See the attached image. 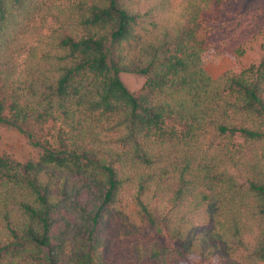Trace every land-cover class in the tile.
<instances>
[{
	"label": "trees",
	"instance_id": "1",
	"mask_svg": "<svg viewBox=\"0 0 264 264\" xmlns=\"http://www.w3.org/2000/svg\"><path fill=\"white\" fill-rule=\"evenodd\" d=\"M242 1L0 0V264L264 262V30L213 40Z\"/></svg>",
	"mask_w": 264,
	"mask_h": 264
},
{
	"label": "rangeland",
	"instance_id": "2",
	"mask_svg": "<svg viewBox=\"0 0 264 264\" xmlns=\"http://www.w3.org/2000/svg\"><path fill=\"white\" fill-rule=\"evenodd\" d=\"M180 1L174 0V5H178ZM239 5L232 16L220 19L221 23L231 24L232 28L229 32L228 30L225 31L221 37H219L220 33H217L213 40L217 39L219 44H226V46L232 47L236 44L253 45L258 43V30H264V0H243ZM250 53L253 55L251 57L257 56L255 51H250ZM232 65L233 62L227 55L219 54L205 63V69L211 76L216 77L228 70ZM120 76L131 90L138 89L143 81L142 78L131 73L123 72ZM8 136L11 135H7L5 129H0V140L4 141ZM16 150L19 151L20 149ZM180 264H217V260L215 257L204 259L191 256L180 262ZM260 264H264V262Z\"/></svg>",
	"mask_w": 264,
	"mask_h": 264
}]
</instances>
